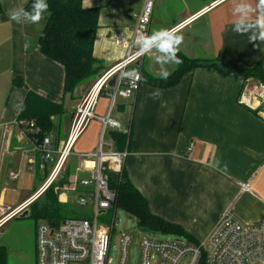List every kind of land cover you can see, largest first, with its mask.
I'll use <instances>...</instances> for the list:
<instances>
[{"label": "crops", "instance_id": "0c3cea01", "mask_svg": "<svg viewBox=\"0 0 264 264\" xmlns=\"http://www.w3.org/2000/svg\"><path fill=\"white\" fill-rule=\"evenodd\" d=\"M85 8L99 7L98 29L93 56L99 68L94 82L103 72L125 58V48L113 36L121 33L131 38L133 14L142 0H81ZM214 0H154L148 34L154 29L179 30L184 40L180 52L189 59H217L226 67L250 70L261 63V44L249 42L247 35L232 31V0H223L206 8ZM29 0H0V203L10 209L28 200L42 185L28 182L25 159L30 152L21 136L23 128L14 124L17 97L26 90L13 87L19 74L28 89L51 99L62 94V67L42 56L37 47L38 32L27 36L29 22L17 24L8 10L25 6ZM4 64V67L2 65ZM172 73L175 64L166 65ZM143 69L159 77V65L151 55H144L129 69ZM90 81L76 88L73 97H64L63 138L52 136L54 149L65 140L71 115L85 97ZM243 80L222 76L214 69L195 68L169 88L141 83L128 98L117 97L111 118L120 131L131 133L124 169L131 183L146 198L152 214L178 225L185 237L205 242L226 209L246 225L257 224L264 217V119L238 104ZM162 90L157 99L149 93ZM108 97L103 92L92 119L72 147L70 159L75 175L64 166L58 182L89 177L91 162L80 163L79 155L97 150L101 123L106 115ZM107 142H112L110 132ZM72 151L73 154H72ZM66 161V163H67ZM219 162L218 167L213 165ZM49 164V163H48ZM227 165V172L221 169ZM51 164H49V170ZM20 171L19 180L9 173ZM81 171V172H80ZM48 172L43 173L44 180ZM79 177H78V176ZM71 178V179H72ZM31 189L30 190H27ZM17 216L0 224V230Z\"/></svg>", "mask_w": 264, "mask_h": 264}, {"label": "built area", "instance_id": "2783aa9c", "mask_svg": "<svg viewBox=\"0 0 264 264\" xmlns=\"http://www.w3.org/2000/svg\"><path fill=\"white\" fill-rule=\"evenodd\" d=\"M218 2L220 0H214L206 8ZM153 9L154 0H142L141 9L133 14L134 25L131 38L126 41L121 33L114 34V42L126 49L125 58L103 72L93 83L75 109L67 136L59 149H54L51 135L37 143L34 134H37L39 130L33 126L32 122L29 124L24 120L14 122L15 125L23 128L20 134L24 138L27 149L29 148L26 152L31 153L26 156L24 167L31 172L40 170L48 173L39 189L22 204L10 209L0 203V224L27 210L29 205L43 196L51 186L54 193H58V200L61 203H71L70 198L64 200L59 198V189L68 188V184H71V191L79 194V206L89 208L87 213L75 218H65L58 224L41 221L36 225V264L108 263L110 239L119 220L115 221L113 214L109 224L98 222L113 211L115 196L108 189L107 174L119 175L122 172L126 152L116 151L112 142L104 139L108 130L120 131L119 122L110 116L116 98H128L140 87V81L133 86L128 79H121V71L130 70L129 67L139 62L144 56H136L138 49L135 37L141 30L148 33ZM186 22L175 26L174 29L179 32ZM260 44L261 62L264 68V42ZM113 78L114 83L109 86ZM103 92H106L109 101L106 115L97 118L101 123L98 148L93 153L79 155L80 163L93 164L90 170L85 169L84 166L81 169V171H89L90 176L83 179L69 178L63 182V187H56L54 184L63 173L73 145L89 122L96 118L93 113L94 108L98 97ZM237 102L264 119V81L254 77L244 79ZM48 163L51 164L50 170L46 168ZM9 178L14 181L19 180L20 171L9 173ZM129 230H121L119 234L117 264H128L132 244V235ZM140 233L137 264H180L182 261H186L185 264H264V217L257 224L246 225L233 214L231 209H226L208 239L197 244L157 240L146 233L141 231Z\"/></svg>", "mask_w": 264, "mask_h": 264}, {"label": "trees", "instance_id": "16d2710c", "mask_svg": "<svg viewBox=\"0 0 264 264\" xmlns=\"http://www.w3.org/2000/svg\"><path fill=\"white\" fill-rule=\"evenodd\" d=\"M32 3L33 0H29L24 8L31 10ZM47 3L49 10L45 13V23L37 37V47L42 56L62 67V94L59 98L51 99L45 94L28 89L26 82L19 74H16L12 80V88L26 90L23 99V111L18 112L17 120H24L28 124L33 123V126L39 130L37 134H34L37 143L49 135L59 134L61 122L65 115L62 99L66 96L72 98L75 89L93 80L99 70L96 66L97 61L93 56L95 35L98 29L99 7L85 8L81 0H47ZM178 56L183 63L176 65L167 80L154 77L147 74L143 69L136 68L142 76L140 84L169 88L175 86L185 74L199 67L214 69L222 76H233L239 80L254 77L264 81L262 62L253 69L244 70L226 67L218 59L213 62L189 59L180 51ZM110 138L116 151H125L128 149L131 133L112 130ZM107 175L108 189L115 196L112 210L115 208L122 209L128 216L136 220L140 229H147L150 232L156 230L173 232L180 237H185V232L181 227L150 212L146 198L131 183L124 167L119 175L113 173ZM57 184L61 187L63 182H57ZM40 199H43V204L38 203ZM68 204L58 200V193H54L53 186H51L43 196L29 205L28 208L31 211L28 215L40 222L58 224L65 219V207ZM185 238L188 239L189 243H198L191 238ZM0 264H7V251L3 246H0Z\"/></svg>", "mask_w": 264, "mask_h": 264}, {"label": "rangeland", "instance_id": "374dc122", "mask_svg": "<svg viewBox=\"0 0 264 264\" xmlns=\"http://www.w3.org/2000/svg\"><path fill=\"white\" fill-rule=\"evenodd\" d=\"M45 23V14L42 20L39 23H28V28L26 29L27 36H35L36 32L40 34ZM4 67V64L2 65ZM1 68V67H0ZM0 72H4L1 71ZM94 82V79L90 81V85ZM64 124L59 130V138H63V133L65 131ZM55 135V133H54ZM74 151H72L73 154ZM50 164V163H49ZM49 164H47V170H49ZM66 166H69V173L71 176L75 175V163L69 158ZM28 177V182L36 183V186H39L44 181L43 172L40 170H35L34 172H26ZM78 176V175H77ZM80 176V175H79ZM78 176V177H79ZM74 177V176H73ZM88 177V176H87ZM80 177V179L87 178ZM72 178V177H71ZM56 187H59L57 183L54 184ZM63 187V185H62ZM32 189V188H31ZM28 189L27 190H30ZM72 185L68 184V188L59 189V198L66 199L70 198L72 201L65 207V218H75L78 215L85 214L89 211L88 207H82L78 204L79 194L71 191ZM38 203L43 204V199H40ZM40 204V205H41ZM28 213L31 209H27ZM114 212V213H113ZM114 214V219L119 220L118 225H115L110 239V245L108 250V263L107 264H117L118 259V237L122 230V225L125 222L127 213H125L120 208H115L112 213L107 214L103 219L98 223L109 224L112 220ZM37 222L34 218L29 217H20L18 215L15 219L7 223L0 230V246H3L7 251V264H36V246H35V228ZM129 233L132 235V244L129 250V260L128 264H137L138 261V240L141 235L140 228L137 225L136 220L134 219ZM154 238L157 240L165 241H180L182 243L189 242L187 238L180 237L178 234L173 232H162L160 230L154 231ZM186 261H182L180 264H185Z\"/></svg>", "mask_w": 264, "mask_h": 264}, {"label": "clouds", "instance_id": "9594fccd", "mask_svg": "<svg viewBox=\"0 0 264 264\" xmlns=\"http://www.w3.org/2000/svg\"><path fill=\"white\" fill-rule=\"evenodd\" d=\"M222 3L223 0H220ZM232 16L234 17L232 31L239 35H247L249 42H264V0H232ZM49 4L47 0H33L31 10H26L23 6L8 10L9 18L21 24L23 22L39 23L44 14L48 12ZM184 37L176 29L160 28L154 29L150 34L138 31L135 37L137 46L136 56L151 55L159 65V77L167 80L171 75L166 65H179L183 61L178 53L183 43ZM128 79L135 86L142 79L141 73L133 68L121 71V79ZM150 97L157 99L162 96L161 89H155L149 93ZM18 103L14 104L16 111H23L22 98L17 97ZM217 161L214 167H218ZM227 172L225 164L221 169Z\"/></svg>", "mask_w": 264, "mask_h": 264}, {"label": "water", "instance_id": "95a60500", "mask_svg": "<svg viewBox=\"0 0 264 264\" xmlns=\"http://www.w3.org/2000/svg\"><path fill=\"white\" fill-rule=\"evenodd\" d=\"M101 75H99V77H100ZM98 77V78H99ZM114 83V78L113 79H111V81L109 82V86H112V84ZM73 117V115H71V118ZM60 176L61 175H59V177H58V179L57 180H59V178H60ZM28 216V211L27 210H25V211H23L21 214H20V217H27ZM133 222V217H130V216H126V218H125V222H124V224L122 225V230L123 231H128L129 229H130V225H131V223ZM1 224H3V223H1ZM52 226H54V224H52ZM140 231L142 232V233H146V234H148L149 236H154V232H150L149 230H147V229H140Z\"/></svg>", "mask_w": 264, "mask_h": 264}]
</instances>
